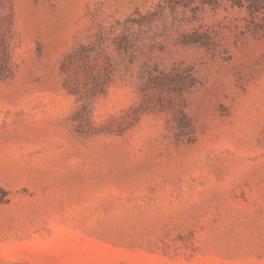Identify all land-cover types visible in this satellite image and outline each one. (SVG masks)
Returning a JSON list of instances; mask_svg holds the SVG:
<instances>
[{
    "label": "rangeland",
    "instance_id": "rangeland-1",
    "mask_svg": "<svg viewBox=\"0 0 264 264\" xmlns=\"http://www.w3.org/2000/svg\"><path fill=\"white\" fill-rule=\"evenodd\" d=\"M0 264H264V0H0Z\"/></svg>",
    "mask_w": 264,
    "mask_h": 264
}]
</instances>
